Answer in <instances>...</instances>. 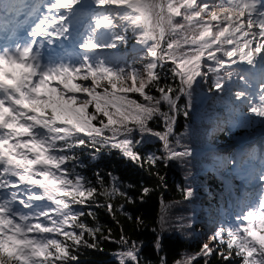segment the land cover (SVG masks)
<instances>
[{
	"label": "snow or ice",
	"instance_id": "6c2138e0",
	"mask_svg": "<svg viewBox=\"0 0 264 264\" xmlns=\"http://www.w3.org/2000/svg\"><path fill=\"white\" fill-rule=\"evenodd\" d=\"M0 13V32H27L25 39L0 42V264H78L79 247H98L85 235L95 239L101 228L81 219L94 213L76 206L114 213L113 198L133 201L112 173L110 183L97 173L94 184L78 172L76 150L118 149L142 167L183 161L192 153L179 138L173 147L169 136L181 111L177 101L187 96L191 106L198 77L211 80L209 91L227 92L264 117V0H5ZM117 28L131 29L142 46L149 58L142 70L103 54L127 42ZM57 42L61 53H45ZM168 64L176 86L162 83ZM156 117L165 132L148 126ZM145 134L164 142V154L136 150ZM258 178L264 181V169ZM149 191L143 188L141 199ZM191 195L186 189L185 198ZM96 197L108 202L100 205ZM245 208L235 223L217 228L211 246L175 264L201 256L208 264L213 254L264 264V188ZM166 224L161 217V231ZM117 243L119 264H140L136 241L122 234Z\"/></svg>",
	"mask_w": 264,
	"mask_h": 264
},
{
	"label": "trees",
	"instance_id": "16d2710c",
	"mask_svg": "<svg viewBox=\"0 0 264 264\" xmlns=\"http://www.w3.org/2000/svg\"><path fill=\"white\" fill-rule=\"evenodd\" d=\"M121 33L127 37V42L112 49L115 52L113 56L129 64L135 62V67L142 70L149 58H145L141 49L132 50L138 43L131 29L125 32L122 28ZM170 67L171 64H168L162 71V83L176 86L179 81L173 80L171 72L167 71ZM197 81L193 85L191 106L188 107L187 96L181 95L177 101L181 111L175 114L176 120L169 141L176 147L179 138L180 145L189 151L208 150L201 153L190 151L192 155L183 161H160L154 167L146 164L142 167L114 148H101L99 152L91 147L76 150L80 161L78 172L94 184L97 173L104 177L106 183L111 182L108 174L112 173L119 178L133 201L113 198L111 203L114 205V213L97 204H92L90 208L76 206L85 213L93 212L94 217L85 215L81 219L89 226H98L102 230L95 239L85 235L89 243L95 242L98 247H79L74 253L78 257V264H119L117 253L122 249L117 241L122 234L140 245V264H160L162 257L167 264H175L178 259L198 253L204 244L203 235L211 237L221 224L229 223V212L239 213L234 207V201L238 200L236 196H245L247 199L255 191V188H246L256 183L251 168L253 150L242 155L239 147L230 152L220 150L219 147L233 143L237 137L255 134L263 128L260 117L250 113L247 105H241L229 93L209 91L211 80L204 81L198 77ZM153 94L158 95L155 90ZM131 95L142 99L138 94ZM185 108L187 116L184 115ZM163 111H168L167 105H163ZM148 126L153 132L163 133L166 130L163 119L159 117L149 121ZM135 136L140 138L139 133ZM136 150L142 156L149 153L162 155L164 142L156 135L145 134L143 143ZM224 153L230 156L228 165L221 161ZM218 171L227 172L229 184L219 176ZM145 187L150 191L141 199ZM186 189L192 190L188 198H185ZM96 199L100 205L108 202L105 197ZM206 211L212 213L208 216L211 223L200 220L207 217ZM137 217L142 219V224L137 223ZM161 217L167 219L163 231ZM109 230L110 238L105 239L109 237ZM158 236L162 237L159 249ZM208 244L211 246L213 241ZM207 259L208 264H240V258L224 261L216 254ZM194 264H205V257H199Z\"/></svg>",
	"mask_w": 264,
	"mask_h": 264
},
{
	"label": "rangeland",
	"instance_id": "374dc122",
	"mask_svg": "<svg viewBox=\"0 0 264 264\" xmlns=\"http://www.w3.org/2000/svg\"><path fill=\"white\" fill-rule=\"evenodd\" d=\"M29 1H33V0H29ZM85 23H86V21H85ZM117 31H119V32H121V30H122V28H117L116 29ZM135 47V46H134ZM136 47H138V48H142V46L141 45H139L138 44V46H136ZM64 48H68L69 50H71V48H72V45H70L68 42H65V44H64ZM135 49V48H134ZM45 51H46V53H51L53 56H55V55H57V54H59V53H61L62 51H63V49L60 47V45H59V42H57L56 44H54V45H52V46H50V47H46L45 49H44ZM104 53H106V54H108L109 56H112V55H114L115 54V52H113L112 50H106ZM264 118V117H263ZM243 138H247V139H249V136H244ZM262 139V138H264V130L257 136V139ZM257 139H255V140H253L252 142L250 141V142H247L245 145L247 146V145H251L252 143H254L255 141H257ZM258 142H260V140L258 141ZM256 143V145H257V151H260L259 150V147H260V144L259 143H257V142H255ZM244 145V146H245ZM259 145V146H258ZM243 147V146H242ZM262 147V146H261ZM261 154H264V149L262 150V152H261ZM224 157V156H223ZM222 157V158H223ZM224 162V161H223ZM253 169H256L257 170V172H260L262 169H264V157L263 158H260V159H258V158H256V163H255V165L253 166ZM226 174V173H225ZM223 178L224 179H226V176L225 175H223ZM258 180H259V178H258ZM259 181H261V180H259ZM261 183L262 184H264V181H261ZM258 187H261V185H259ZM257 199H255L253 202H255ZM206 214H207V216H209V215H211L212 213L211 212H205ZM201 220H203L202 222L203 223H206V221L208 220V219H204V218H201ZM231 220H232V222L233 223H235V216H233V215H231ZM204 236V244L205 243H210V238H209V236L207 235V234H204L203 235Z\"/></svg>",
	"mask_w": 264,
	"mask_h": 264
},
{
	"label": "bare ground",
	"instance_id": "6f19581e",
	"mask_svg": "<svg viewBox=\"0 0 264 264\" xmlns=\"http://www.w3.org/2000/svg\"><path fill=\"white\" fill-rule=\"evenodd\" d=\"M21 33L23 32V31H20ZM25 37H22V39H25V38H27V32L25 31ZM22 35H18V37L20 38ZM45 53H46V51H45Z\"/></svg>",
	"mask_w": 264,
	"mask_h": 264
},
{
	"label": "water",
	"instance_id": "95a60500",
	"mask_svg": "<svg viewBox=\"0 0 264 264\" xmlns=\"http://www.w3.org/2000/svg\"><path fill=\"white\" fill-rule=\"evenodd\" d=\"M232 147V146H231Z\"/></svg>",
	"mask_w": 264,
	"mask_h": 264
}]
</instances>
